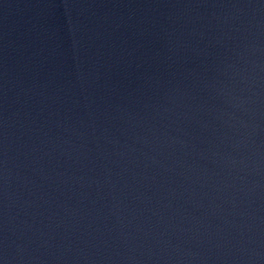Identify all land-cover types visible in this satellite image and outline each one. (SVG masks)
<instances>
[{
	"label": "water",
	"instance_id": "water-1",
	"mask_svg": "<svg viewBox=\"0 0 264 264\" xmlns=\"http://www.w3.org/2000/svg\"><path fill=\"white\" fill-rule=\"evenodd\" d=\"M0 264H264V0H0Z\"/></svg>",
	"mask_w": 264,
	"mask_h": 264
}]
</instances>
